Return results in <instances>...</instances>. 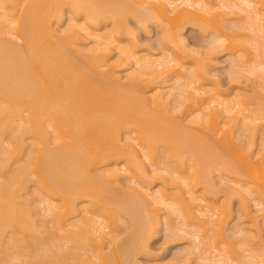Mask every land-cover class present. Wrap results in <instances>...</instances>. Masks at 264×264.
<instances>
[{"label":"bare ground","instance_id":"1","mask_svg":"<svg viewBox=\"0 0 264 264\" xmlns=\"http://www.w3.org/2000/svg\"><path fill=\"white\" fill-rule=\"evenodd\" d=\"M66 15L69 19L63 28ZM127 15L138 18L145 28L147 22L157 24L162 42L171 51L158 55L145 46L121 48V35L132 33ZM232 16L242 24L233 21L235 27L226 30L223 22ZM107 23L113 24V31L106 30ZM187 25L210 35V47H221L230 54L231 72L249 74L246 78L253 81L248 80L249 85L257 81L255 88L251 92L236 87L223 91L218 76L216 86L206 84V59L214 49L207 51L205 60L197 59L198 52L188 50L183 34ZM87 38H92V47ZM66 48L80 53L88 66H98L93 86H88L86 75L73 59L59 50ZM115 50L119 59L111 62ZM240 81L234 78L230 85L238 86ZM140 83L149 94L137 92ZM262 92L264 0H0V133L13 139L0 155V176L5 175L7 163L29 155L0 183V248L10 231L12 238L5 248L10 264H135L131 253L134 256L144 246L146 237L163 226L171 233L176 229L182 232L188 218H194L193 224L198 222L194 234L185 230L194 239L183 263L197 259L207 264H264V240L260 248L249 244L254 229L264 238V114L251 109ZM176 112L182 113L180 123L167 119ZM237 125L239 142L234 140ZM184 127L210 133L227 146L229 157L214 152L205 157L201 150L205 139ZM258 131L261 143L255 140ZM24 132L33 134L38 144L32 153L25 154L27 144L19 140ZM50 139L55 148L49 145ZM160 142L168 161H176L174 167H167L175 175L177 195L153 190L150 182L143 185L136 179L151 171L147 172V163L161 170L154 160ZM185 153L193 160L188 168ZM98 164L106 166L95 178L90 172ZM208 164L236 176L233 185L225 186L242 196L244 204L254 198L258 207L254 223L246 227L241 219L237 224L239 217L228 208L214 206L213 189L207 188L214 182L201 179ZM32 180L47 197L41 200L46 203L42 221L49 217L53 224L46 230L57 249L53 254L43 244L35 252H24L26 235L41 245V228L37 229L32 219L35 209L29 210L33 206L23 197L27 182ZM120 181L131 183L136 195L135 200L123 203L124 211L129 204L134 210H126L132 215L139 211L138 200L153 215L144 224L137 212V231L118 249L117 215L102 198L107 197L104 192H109L110 185ZM27 205L30 207L25 208ZM77 215L81 220L70 222ZM171 216L183 219V225L171 224ZM89 247L96 249L93 255L87 254Z\"/></svg>","mask_w":264,"mask_h":264},{"label":"rangeland","instance_id":"2","mask_svg":"<svg viewBox=\"0 0 264 264\" xmlns=\"http://www.w3.org/2000/svg\"><path fill=\"white\" fill-rule=\"evenodd\" d=\"M64 9H65L64 13L66 14L67 13L66 6ZM11 12L16 13L17 8L13 9ZM68 16L69 15H66V17L64 16L65 18H63V21L61 23L62 27L67 26V21H68L67 19H69ZM240 17L241 16H239V18ZM126 18H127V26H129L131 28L132 33H130V34L123 33L121 35V37L119 39L121 48L134 47L135 46L136 49H142L145 46L146 49L149 48L148 50L151 53L155 52L158 55H159V53L162 55L163 53H166V52L169 53L171 51V48L169 46H166L164 44V42H162L161 30H160V28H158L157 24H154L153 22H147V24H146L147 30H146V28L138 22V18L134 17L133 15H129ZM233 18L234 17L232 16L230 18H227L223 22L226 30H229L230 26H234L233 21L234 22L237 21L239 23V21H238L239 19H237L238 17L235 16V19H233ZM238 23H237V25H238ZM240 23L242 24V21ZM235 25H236V23H235ZM105 28L107 31H113L114 26L111 23H107V25H105ZM183 34H184V37L186 38V40L188 39L187 40V43L189 45L188 50L192 49V50H195L198 52V55L197 54L195 55L196 58L198 56L197 59L205 60L206 58H208V55L206 53L209 49L213 48V47L209 46L210 41H211L210 35H207V36L203 35L200 32L198 26H193V25H187L183 31ZM88 38H87V41L89 42L88 46L92 47V45H93V43H91L92 38H90V39H88ZM18 42L21 43L20 41H18ZM213 49H214V52L212 55H210L211 59L210 58L206 59V64H208L205 67L206 68L205 69L206 77L204 80H205L206 84H208L211 87H214V86H216V84H218L217 83V80H218V82L222 84V85L220 84V86L223 88V91H225L224 88H227V90H231L230 88L236 87V89H241L243 91L246 90L245 88H247V89H250L247 91L251 92L255 88V82H257V81H254V83H252L253 84L252 85L253 87H252L249 84L253 81L248 79L249 77L246 78V75H249V74L242 73V74H239L238 76H236L233 72H231V68H230L231 56H230V54H228L226 51H224L223 48H221V47L220 48L214 47ZM59 50L61 52H64L66 55H68L70 58L73 59V61L78 66L79 71L86 75L85 78L87 79L88 86H93L94 82L96 80V77H97L98 70H99L98 66L97 65L88 66L85 63V60H83L82 55L80 53L74 52L73 49L66 48L64 50H61V49H59ZM118 50H115L112 53L111 62H115L119 59L118 58V53H119ZM216 51H218V52H216ZM199 53H200V55H199ZM250 53H252L251 50H250ZM251 57H252V54H251ZM211 60H212V62H211ZM216 76H218L217 80L215 79ZM252 77H254V76H252ZM234 78L237 80H241L240 81L241 83L237 84L238 86L230 85L231 81ZM254 79H256V78L254 77ZM248 80H250L251 82H249ZM100 81H98V79H97V82H99L102 86H103V84L105 86V83L103 81L102 82H100ZM256 85H258V84H256ZM113 87L116 88L117 85H115V83H113ZM136 89L138 90L137 92L141 96L149 94V93L144 92V88H143L141 83L136 87ZM251 109L253 111H255L256 113L264 114V92H262L258 96L256 103L251 106ZM149 112H150V114H153L151 110H149ZM178 113L180 114V116L178 115L179 117L175 118L174 116H176V114H178ZM178 113L176 112V114H174V115L167 116V119H171L172 122L180 123L181 120L183 119V117L181 116L182 113H180V112H178ZM181 117H182V119H181ZM28 127L29 126H26L25 128H28ZM235 128H234V136H235L234 140H235V142H239L240 137H237V135L240 132V125L235 126ZM185 130H188V131H191L195 134H198L199 136H202L205 139L206 145L201 147V150L204 153L205 157L208 156L209 154L211 156L213 154V152L217 153V154H221L220 156L223 155L224 157L225 156L227 158L229 157L230 154L228 153L229 151H228L227 146L223 145L217 139H213L211 137L210 133H207L205 131H197L194 129H188V128H185ZM18 131H20V130H18ZM9 132H10V130H9ZM249 132H251V131L249 130L248 132L245 133L246 137H249V135H250ZM16 133H18V132H16ZM122 133L125 134L126 131H124ZM136 135H137L136 133H133V136H136ZM255 137H256L255 138L256 141L261 140V131H258L257 136H255ZM19 140L21 141V143L26 142L27 146L31 145L30 148L25 146L26 147V151H25L26 153L25 154H28L27 152H30V151L32 153V151H35L36 147H38V144L35 143L36 141L33 138V134L31 135L30 132H27V133L24 132V134L21 135V138H19ZM11 141H13V139L9 136V134L5 133V135L2 136L0 133V155L3 151H5L7 148H9L10 143H12ZM258 142L261 143L260 141H258ZM258 142H256L257 145H259ZM161 143L162 142H160V145L157 143V145L155 146V149H156V154H155L156 157L154 158V160H156L155 161V167H156V165H158V168H161V167L165 168L168 165H171L172 167H174L176 165V161L175 160H172V162L168 161V157H167L168 155L166 154V150H164V144H162V146H161ZM49 145L52 148H55L56 143H54V141L50 139ZM39 146H41V145H39ZM193 146L196 147L197 144L194 143ZM185 155H186V153H185ZM28 156L29 155H27V158H28ZM24 157H25V159H23ZM24 157L19 158L18 160H14L12 164L7 163L8 166H6L7 167L5 170L6 172L4 171L5 175L3 173H1L2 176H0V183L3 182L4 179L6 180V178L10 176L11 171L16 169L18 166L24 164V160L27 159L25 155H24ZM226 157H225V159H226ZM185 159L187 160V164H186L185 168H188L190 165V162L193 163L192 162L193 160L191 158V154H189V156L186 155ZM105 166H106L105 164L96 165L91 170V172H90L91 175H93L95 178L98 177L100 175V173H99L100 170H103L105 168ZM147 166H148V167H146L147 170L148 169L151 171L155 170L154 167H152V165H149V163H147ZM159 166H161V167H159ZM213 166H215V167H213ZM213 166L211 164L210 165L208 164L206 166L202 176H201V179L203 181H210V179H211V181L213 180L214 183H217V184L213 183V186H215L214 188L212 185H210V186L207 185L208 189H211V190L213 189L212 190L214 193L213 196L215 197L213 200H211V202L214 204L215 207L228 208L227 210L229 211L230 214H232L233 216L239 217L238 220L236 221L237 224L239 223V220L244 219L246 227H248L249 224L254 223L253 222V216H255L254 214H256V210H258L257 209L258 207H256L255 202L252 200L254 198H249L251 200H248L247 203L244 204L243 200H242V196H240L239 194H236L234 191L230 190L229 188H227L225 186L229 183H232L231 185H233L234 180L236 179V176H234L233 174L232 175L228 174L229 175L228 176L226 173H224L225 171H223V169H219V166H217V165H213ZM162 168H161V170H158V171L155 170L154 172H151V171L149 172V170H148L147 172H149V173L141 174V172H140L141 175L138 176V178H136V179H137V181L142 182L143 185H147V182H150L151 183L150 185L153 188V190H155V189L156 190H162V191L166 192L167 194H176L177 195L179 188L175 184H173V183H175L174 173L170 172L168 170V167H167V171L165 170L166 168L163 170H162ZM222 178L224 180H222ZM223 181H225V182H223ZM3 183H5V181ZM131 186H132V184L129 182H126V181H120L119 183L114 184L113 186L110 185L109 192L108 193L106 191L104 192V195L107 194V197L105 196L102 198V202H104V200H106V201L108 200L107 202L105 201L107 204L105 202H104V204L107 205L108 208L109 207L113 208V210H114L113 214L114 215L116 214L118 217V220H117V217L115 216L116 227L114 228L116 231L115 234L118 235L117 240H119L118 249H120V246L125 243L124 241L128 240L127 238L132 236L134 231L135 232L137 231V229H138V227L136 225L137 222L136 223L134 222L135 216L137 214L140 216V219H141L142 223H144V224L148 223L149 219L153 215V213L150 212L148 210V208H146L147 206L142 204L141 201L139 202L138 200H137V202H138V208L139 209L137 208V210H139L141 212V214L139 211H137L138 213L136 211H134L133 215H132L128 210L132 207V206H130V204L128 205L130 207L125 206V211H124V204L125 205L128 204V202L130 200H132V198L135 200V197H136V195L131 191ZM37 189L38 188H37V185L35 184L34 180L27 182L24 193H23L24 194L23 197L28 199L30 201V204H32V206H33L32 209L28 205H27V207L25 206V208L30 207L29 210H31V211L34 209L36 211L35 207H37V209L40 208V211L39 210L36 211L37 213H35V211H33L32 214L34 213V215H32V214L31 215H32L33 222H35V226L37 227V229L41 228V232L38 234V238L40 240L41 245L35 244V242L33 240L34 238H32L29 235H26L25 240H26L28 246L26 247V250H24V252L26 254L31 253V252H35L38 250V247L42 246V244H43L44 247H48L50 249L49 251L52 250L51 252L53 254V252L56 253L57 249H56V246L53 245L54 243H52V239L49 236V232L46 231L47 228L49 230H51L53 227V224L50 221L49 217H48L46 222L42 221V219L44 217L43 215L46 213L44 210L45 208H43V207H45L46 203L41 202V200H46L47 197L45 195H42V193H40ZM198 193L200 195V192H198ZM231 193L233 195H231ZM117 202H119V203H117ZM56 203L59 204L60 200H57ZM226 205H228V207ZM126 208H128V209L126 210ZM132 209L134 210L133 207H132ZM193 211L196 212L195 209H193ZM125 212H128V214H126ZM139 216H137L136 218L139 219ZM140 219L138 221H140ZM192 219H194V218H192ZM192 219L189 220V218H188V220L185 219L186 222H185V220L183 222L182 221L183 219L182 220L181 219H179V220L178 219H172V216H171V221H172L171 224L180 225V227H181V225L186 223L187 226L184 225L181 228L185 227L186 229H189L194 234V232H196V229H197L196 225H194V224H197L198 220L197 221L195 220L196 223L193 224V223H191ZM80 220H81V215H77V216H73L71 218L70 222H78ZM187 221H188V223H187ZM182 222H183V224H181ZM236 222L234 221L233 223H236ZM138 226H140V225H138ZM136 227H137V229H136ZM262 230H264L263 226H262ZM177 231H178V229L173 230L171 233V231L170 232L167 231L166 227L163 226L162 230L157 232V234L152 235V237L148 236L149 238L146 237L145 238L146 241H145V239L143 241V242H145V243H143L144 246L143 247L140 246L141 249L138 248L139 250L138 249L136 250V254H134V256L132 255L133 253H131L132 257L131 256L130 257H131V259H133L132 261H135V264H181V263L185 264V263H183V261H184L183 257L190 250V248H191L190 246L192 245L194 237H192V235H189L190 234L189 232H188V234H186L187 233L186 231H185V233L183 230H182V232H177ZM173 233H174V235H172ZM229 233H231V232H229ZM249 234L254 235L252 237V241L249 242L250 246H252L254 248L263 247L261 244V240H264V238L260 239L258 237L259 236L258 230L254 229ZM11 238H12V235L10 234V231H7V234L5 236V244L0 248V264H10L11 259L8 256H6L5 248L7 247L8 242H9V240H11ZM235 241H236L235 239L230 240V242H235ZM220 246L222 247V245H220ZM230 246L231 245L228 244L225 247V249L226 250L229 249ZM236 246L237 245L234 244L233 247L238 248V246L237 247ZM106 250L108 252H110L109 249H106ZM95 252H96L95 248L89 247L87 254L93 255ZM238 252L240 253L241 250ZM81 253L84 254V251H82ZM83 257H85V256H83ZM197 261H201V260H197V259L193 260L192 259V263H189V264H195ZM32 262H33V260H32ZM200 263H198V264H200ZM18 264H21V263H18ZM201 264H207V263L205 261H203V263H201ZM211 264H214V262Z\"/></svg>","mask_w":264,"mask_h":264}]
</instances>
